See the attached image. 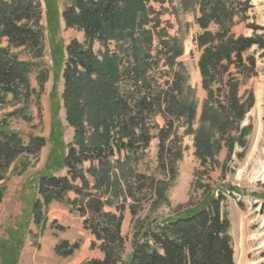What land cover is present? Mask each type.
Returning <instances> with one entry per match:
<instances>
[{"label": "trees", "instance_id": "trees-1", "mask_svg": "<svg viewBox=\"0 0 264 264\" xmlns=\"http://www.w3.org/2000/svg\"><path fill=\"white\" fill-rule=\"evenodd\" d=\"M167 4L175 17L179 11L192 14L200 28L193 40L201 52L198 68L206 92L201 105L181 61L185 40L164 19ZM61 21L82 32L84 40L57 41ZM239 26L242 32L235 31ZM47 37L55 77L50 136L25 140L0 123V203L9 173L27 166L19 159L37 156L49 143L31 214L44 231L51 204L64 202L77 212L102 252L82 264H124L126 211L134 218L128 264H237L227 207L234 193L245 192L214 184L211 173L222 169L216 156L222 145L229 158L245 157L254 129L246 119L256 95L243 87L259 74L264 26L257 23L253 0H179V5L173 0H69L63 10L58 0H0V106L27 103L36 92L31 74L37 62L11 48L40 59ZM48 78L49 70L38 74L40 89ZM62 108L73 129L71 141ZM186 136L193 137L200 160L194 194L167 217H156L179 175ZM155 139L162 178L141 164ZM56 223L52 226L65 229ZM22 246L18 237L1 243L4 263L18 264ZM79 248L63 241L55 251L69 257Z\"/></svg>", "mask_w": 264, "mask_h": 264}, {"label": "rangeland", "instance_id": "rangeland-1", "mask_svg": "<svg viewBox=\"0 0 264 264\" xmlns=\"http://www.w3.org/2000/svg\"><path fill=\"white\" fill-rule=\"evenodd\" d=\"M173 1L175 5H179V0ZM68 2L69 0H58L60 9L63 10ZM253 3L257 23L264 26V0H253ZM169 6L170 4L166 5L169 12L164 19H170L175 26L172 32L185 40V54L181 57V61L187 69L188 83L197 89V97L201 105L206 92L201 86L198 68L201 52L193 40L200 28L192 14L179 11V16L175 17L171 14ZM235 31L242 32L243 28L236 27ZM74 38L83 41V33L74 28H67L64 21H61L56 40L66 45ZM11 51L19 54L22 59L37 62L31 74V86L36 92L27 103L9 101L0 106V123H7L9 128L19 132L25 140H28L30 135L48 138L52 126L51 94L55 83L51 39L47 37L44 56L40 59L31 57L24 48L12 47ZM43 70H49V78L43 89H40L37 76ZM258 71V76L249 79L243 87V91L252 89L256 95V104L246 119V122L253 123L254 127L247 153L243 159H239L236 155L229 158L227 148L222 145L221 150L216 154L222 169L211 173V181L214 184H231L245 192V194L234 193L235 197L229 198L227 207L237 264H264V198L260 197L264 194V58H258ZM58 87L62 90V80L58 83ZM19 112L30 116L31 119L26 120ZM60 118L66 126V139L71 141L73 129L67 125L63 108L60 111ZM183 143L186 149L183 150L182 157L177 162L179 175L168 190V202L157 210L156 217H167L173 209L185 204L194 194L192 187L194 173L200 167V160L195 155L193 137L186 136ZM237 151L239 152L240 149L238 148ZM49 153L50 144L48 143L37 156H23L17 163L23 162L27 166L21 169L13 166V171L2 183L5 190L0 203V264H5L1 243L11 240L12 237L22 240L23 246L18 264H82L91 258L102 257L94 235L84 228L83 218L64 202H55L50 205L47 228L44 231L36 227L31 207L35 198H38L37 178L45 169ZM157 153L158 140L155 139L141 164L143 170L162 178V175L157 173ZM64 173L65 171H62L59 174ZM70 196L74 195L70 194ZM239 201L243 202V208L240 207ZM54 221L65 229L53 227ZM133 226L134 218L130 211H126L122 227V232L127 239L123 254L124 264L129 263L132 253ZM63 241H69L70 244L79 243L80 248L71 256L63 257L55 251V247Z\"/></svg>", "mask_w": 264, "mask_h": 264}]
</instances>
